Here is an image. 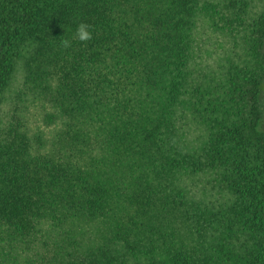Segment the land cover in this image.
Here are the masks:
<instances>
[{
  "label": "trees",
  "instance_id": "obj_1",
  "mask_svg": "<svg viewBox=\"0 0 264 264\" xmlns=\"http://www.w3.org/2000/svg\"><path fill=\"white\" fill-rule=\"evenodd\" d=\"M0 264H264V0H0Z\"/></svg>",
  "mask_w": 264,
  "mask_h": 264
},
{
  "label": "clouds",
  "instance_id": "obj_2",
  "mask_svg": "<svg viewBox=\"0 0 264 264\" xmlns=\"http://www.w3.org/2000/svg\"><path fill=\"white\" fill-rule=\"evenodd\" d=\"M90 25L81 23L78 25L77 30H76V36L79 41L86 42L92 39V33L90 30ZM65 46H68V41H65Z\"/></svg>",
  "mask_w": 264,
  "mask_h": 264
},
{
  "label": "rangeland",
  "instance_id": "obj_3",
  "mask_svg": "<svg viewBox=\"0 0 264 264\" xmlns=\"http://www.w3.org/2000/svg\"><path fill=\"white\" fill-rule=\"evenodd\" d=\"M214 53L217 54V53H219V51L216 50V51H214ZM211 56H212V55H211ZM211 56H210V57H211ZM210 57H209V58H210ZM209 58H208V59H209ZM216 60H217V56H216V55H213V56L208 60V64H209L210 66H212V65L215 66V65H216ZM211 64H212V65H211ZM213 66H212V67H213ZM213 69H215V67H213ZM194 135H195V130H192L191 137H194Z\"/></svg>",
  "mask_w": 264,
  "mask_h": 264
}]
</instances>
